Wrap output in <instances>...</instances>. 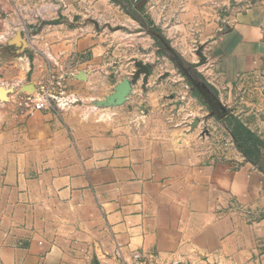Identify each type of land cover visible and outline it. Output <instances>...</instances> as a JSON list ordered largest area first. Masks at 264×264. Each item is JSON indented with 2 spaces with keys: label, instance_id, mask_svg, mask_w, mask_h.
<instances>
[{
  "label": "crops",
  "instance_id": "obj_1",
  "mask_svg": "<svg viewBox=\"0 0 264 264\" xmlns=\"http://www.w3.org/2000/svg\"><path fill=\"white\" fill-rule=\"evenodd\" d=\"M246 2L204 43L201 81L230 111L214 125L196 94L163 103L168 73L144 60L146 89L95 104L135 70L75 21L95 0H0L19 90L59 73L77 100L31 116L0 100V264H264V172L239 147H205L229 119L264 140V0Z\"/></svg>",
  "mask_w": 264,
  "mask_h": 264
},
{
  "label": "rangeland",
  "instance_id": "obj_2",
  "mask_svg": "<svg viewBox=\"0 0 264 264\" xmlns=\"http://www.w3.org/2000/svg\"><path fill=\"white\" fill-rule=\"evenodd\" d=\"M246 1L95 0L97 10L93 11L92 7L86 5L83 7L85 13L75 21L102 36L103 48L107 50L105 56L109 62L125 61L128 63L126 70H130L135 67L134 58H140L154 67L155 75L168 73L165 79H170L163 89V103H169V96L172 94L174 99H181L185 93L189 98L196 94L197 106L192 107L199 109V105H202L211 113L207 102L189 82L179 63L192 69L198 79L205 81L202 72L198 70L204 65L196 66L199 62L196 54L198 47L204 45L205 41L231 30L239 13L249 5L250 2ZM26 50L20 49L18 53L24 54ZM13 55L14 52L9 50L8 45L0 43V86L11 88L9 99L2 104L16 111L18 108L22 113L18 100L27 90H19L17 68L10 66L12 61H17V51L14 59ZM113 70L115 69H110ZM32 76L30 72L23 79V83L33 82ZM212 120L214 125H218L219 120L216 117ZM231 124L229 119L219 133L215 132L205 147L217 151L238 147L230 135L233 130Z\"/></svg>",
  "mask_w": 264,
  "mask_h": 264
},
{
  "label": "water",
  "instance_id": "obj_3",
  "mask_svg": "<svg viewBox=\"0 0 264 264\" xmlns=\"http://www.w3.org/2000/svg\"><path fill=\"white\" fill-rule=\"evenodd\" d=\"M12 44L18 45L21 51H24L28 46V41L24 39L20 32L16 33V35L12 38ZM204 45H200L196 51V54L199 56V62L196 66H201L206 63L207 58L203 52ZM134 66L135 70L131 73L129 77L123 78L120 82L116 84L112 93L108 94L104 99L95 101L97 106H105V107H113L124 104L130 95L133 92V86L136 85L139 80L142 79L143 88H147V83L149 82V78L152 75L151 66L145 63L143 60L138 58H134ZM85 74L84 71H80V75ZM167 74H165L166 76ZM187 78H190L193 86L198 90L200 95L205 99L208 106L211 109V116H216L219 120L230 115V111L227 107L222 103L219 97L212 92L206 85L202 86L196 80L191 77V75H186ZM25 90L33 91L35 89V84L29 83L25 85ZM11 88H6L5 86H0V100L4 101L9 99V93ZM180 102H177L179 104ZM200 124V119H195L192 122L191 128H195ZM209 133V131L207 130Z\"/></svg>",
  "mask_w": 264,
  "mask_h": 264
},
{
  "label": "built area",
  "instance_id": "obj_4",
  "mask_svg": "<svg viewBox=\"0 0 264 264\" xmlns=\"http://www.w3.org/2000/svg\"><path fill=\"white\" fill-rule=\"evenodd\" d=\"M20 97L19 107L23 114L29 116L48 109H65L77 101L68 88L65 75L59 73H49L36 83L33 91H27ZM135 264H142L139 257Z\"/></svg>",
  "mask_w": 264,
  "mask_h": 264
},
{
  "label": "trees",
  "instance_id": "obj_5",
  "mask_svg": "<svg viewBox=\"0 0 264 264\" xmlns=\"http://www.w3.org/2000/svg\"><path fill=\"white\" fill-rule=\"evenodd\" d=\"M232 135L245 156L264 172V140L245 126L240 120L232 119Z\"/></svg>",
  "mask_w": 264,
  "mask_h": 264
},
{
  "label": "flooded vegetation",
  "instance_id": "obj_6",
  "mask_svg": "<svg viewBox=\"0 0 264 264\" xmlns=\"http://www.w3.org/2000/svg\"><path fill=\"white\" fill-rule=\"evenodd\" d=\"M179 67L181 68L182 72L184 73V75H191V77H193L194 80H196L198 83H200L202 86H204L205 84L201 81V79H198L196 77V75L194 74V72L192 71V69H190L189 67H186L185 65L179 63ZM189 82L192 84V82L190 81V78H188ZM193 85V84H192ZM196 89V88H195ZM209 110L211 111L210 107H209ZM209 118L210 117H213V116H208ZM216 117V116H215Z\"/></svg>",
  "mask_w": 264,
  "mask_h": 264
}]
</instances>
